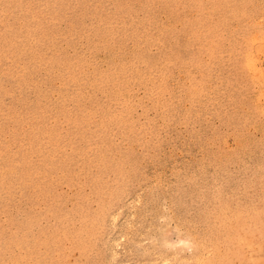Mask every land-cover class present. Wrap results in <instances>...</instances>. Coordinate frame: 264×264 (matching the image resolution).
Instances as JSON below:
<instances>
[{
    "label": "rangeland",
    "instance_id": "rangeland-1",
    "mask_svg": "<svg viewBox=\"0 0 264 264\" xmlns=\"http://www.w3.org/2000/svg\"><path fill=\"white\" fill-rule=\"evenodd\" d=\"M0 264H264V0H0Z\"/></svg>",
    "mask_w": 264,
    "mask_h": 264
}]
</instances>
